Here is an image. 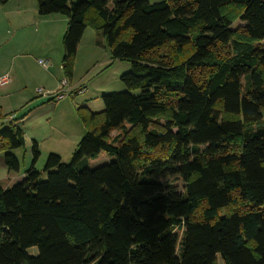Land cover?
<instances>
[{"label": "trees", "instance_id": "16d2710c", "mask_svg": "<svg viewBox=\"0 0 264 264\" xmlns=\"http://www.w3.org/2000/svg\"><path fill=\"white\" fill-rule=\"evenodd\" d=\"M36 6L67 20V81L86 29L130 70L102 111H79L69 163L49 153L0 185V264H264V0ZM23 117L0 129L8 172Z\"/></svg>", "mask_w": 264, "mask_h": 264}, {"label": "rangeland", "instance_id": "374dc122", "mask_svg": "<svg viewBox=\"0 0 264 264\" xmlns=\"http://www.w3.org/2000/svg\"><path fill=\"white\" fill-rule=\"evenodd\" d=\"M160 1V0H156ZM28 5L36 3V0H27ZM6 9V8H4ZM15 16L13 13L11 17ZM48 17V16H46ZM54 21L55 26L52 27L51 35L48 36L43 32L38 33L36 36L32 29L29 31L26 36L29 41L30 50V59L34 61L28 63L27 73L21 74L18 72V82L10 83L12 80L11 73L7 75L10 79V84L8 83L3 88L7 87V91L2 90L0 92V100L6 104L4 110H11L17 104V96L19 90L22 88L18 87L21 85V81H29V86L25 88V94L31 97H37L33 101L38 102L42 98L47 97L45 91L42 94L36 92L37 88L44 87L47 84L48 78L50 83H54L55 75H59L60 80L65 79L63 77V72L61 69V60H62V36L66 28V18L62 15H52L51 18ZM15 31L11 29L10 35ZM91 29H88L86 35L82 41V48L80 50L79 58L74 60V65H77L76 72L73 76V84L68 82V87L71 89V93L66 94L64 100L59 104L51 100L52 104L62 105L65 103V106H58L60 110H51L50 114L46 116L44 121L41 117L37 116L29 118L26 121V126L20 124V127L23 132L25 131V145L24 148L13 150L10 154L18 161L19 168L17 172H7L6 166L3 163V154H0V185L6 184L7 186L13 185L18 182L24 175V172L27 171L31 166L34 170L41 172L44 168L46 158L49 153L58 155L62 162L69 163L71 155L76 148L77 143L84 136L85 129L83 124L79 121V111L86 112V108H82V103H88V110L91 112H100L104 108L102 96L125 91L124 84L120 81L121 74L130 70V64L127 62L113 61L110 59V52L107 48L102 47L100 50H92V45L95 38L102 40V37ZM82 53V55H81ZM49 56L46 59L44 56ZM38 59L48 60L49 67L45 70L43 67L39 66L37 63ZM96 64V66H95ZM47 73H52V76H47ZM50 75V74H49ZM27 77V78H25ZM37 83V87L36 84ZM81 86L83 89H81ZM45 88V87H44ZM89 88L88 97L82 96L85 90ZM81 90V92H79ZM36 92V93H35ZM4 93V95H3ZM85 94V96H86ZM9 95V99L5 96ZM44 95V96H42ZM80 95V96H79ZM26 96V97H27ZM77 96V97H76ZM13 101L10 104H7L8 101ZM86 100V101H84ZM97 100V101H95ZM43 101V99H42ZM23 104V103H22ZM25 110V111H22ZM22 111L19 117L23 116L28 109L22 107L17 112ZM12 113V112H10ZM44 109L40 110V114L43 115ZM9 112H4L0 110V129L5 127L9 120L4 121L5 116ZM24 118V117H23ZM19 119V118H18ZM19 121V120H17ZM42 123L47 126L45 130H40L38 138L46 139L40 145L38 152V158L33 165V153L32 146L33 142L30 137H27L26 131L32 126V122ZM117 134V131H114L112 135ZM35 136V135H34ZM2 155V156H1ZM111 158L107 155L101 156L97 159L86 160L84 166L88 168H96L97 166L109 163Z\"/></svg>", "mask_w": 264, "mask_h": 264}, {"label": "crops", "instance_id": "0c3cea01", "mask_svg": "<svg viewBox=\"0 0 264 264\" xmlns=\"http://www.w3.org/2000/svg\"><path fill=\"white\" fill-rule=\"evenodd\" d=\"M6 8V9H4ZM14 14L15 16L11 17V14ZM52 16V15H51ZM51 16L48 17H42L37 14V6L36 3H32L31 5H28L27 0H8L7 2L0 4V78L5 77L9 75L8 73H11L12 80L10 83L13 82H18V72L21 74L22 78V73H27V67L28 63L32 62L34 64V61L30 59V50L29 49V41L27 39V35L29 31L33 27V33L38 36V33H44L47 34L48 36L51 35V31H53V28L55 26L54 21H52ZM67 22V20H66ZM66 26V25H65ZM11 29L14 30L15 32L10 35ZM88 29H86L83 33V36L81 38L77 53H76V59L79 58L80 55V50L82 48V41L86 35V32ZM96 34V33H94ZM97 36V34H96ZM102 40H99L98 37L97 39L95 38L93 45H92V50H100ZM103 48V47H102ZM82 55V53H81ZM46 58V55L44 56ZM49 56H47L46 59H48ZM40 60V59H38ZM48 61V60H46ZM49 62V61H48ZM40 66V65H39ZM76 64L73 67V73L71 79L68 81L69 84H73V76L74 72H76ZM96 66V64H95ZM47 70V69H46ZM50 74V75H49ZM47 76H52V73H47ZM10 77V76H9ZM54 83L49 82V78L47 81V84H45L44 87H40L43 91H45V94L47 97L42 98L38 102L33 101L37 97H29L25 94V88L29 86V81L24 80L21 81V85L18 87L22 88V90L18 92L17 96V104L15 107H13L11 110H4L6 104L0 100V110L4 112H12L14 116L12 119H17L20 118L18 115L22 113V110L20 112H17L19 109L22 107H25V109H28L25 113V117L20 119L19 121H16L14 124L16 126H19L20 124H24L26 126V121L29 118H33L35 116L41 117L44 121L46 120V116H48L51 112V110H57V108L60 110L58 106H65V103L62 105H58L60 102L63 100L57 102L58 104H52L51 100V95L56 93L60 89V83L61 80L59 78V75H55ZM27 78V77H25ZM11 79V78H10ZM8 82V83H9ZM7 83V84H8ZM9 83V84H10ZM35 87H37V83ZM6 84V85H7ZM5 86V85H4ZM4 86H1L2 88ZM0 87V88H1ZM70 88V87H69ZM39 89V88H37ZM36 89V90H37ZM71 89V88H70ZM4 90L7 91V87L5 89H0V92ZM89 88L85 90V92L82 94V96L88 97L89 95L86 94L88 92ZM36 93V92H35ZM86 94V96H85ZM4 95V93H3ZM27 96V97H26ZM44 96V95H42ZM80 96V95H79ZM7 99H9V95L5 96ZM77 97V96H76ZM86 101V100H84ZM97 101V100H95ZM13 101H8L7 104L12 103ZM23 103V104H22ZM88 103H82V107L87 108L89 106ZM44 109L43 115L40 114V110ZM88 109V108H87ZM61 111V110H60ZM90 111V110H89ZM22 117V116H21ZM11 117H6L4 121L9 120ZM32 126L29 128L27 133V137H30L29 139L32 140V142H35L37 145V149H39L40 145L43 143L44 140L46 139H40L38 138L39 131L40 130H45L47 126L42 123H35L34 121L31 124ZM24 133V138H25V131ZM35 135V136H34ZM2 156V155H1ZM3 160V159H2ZM8 172V171H7ZM25 173V172H24ZM25 175V174H24ZM24 175L21 179L18 180L21 181L24 178ZM3 187H7L6 184L3 185Z\"/></svg>", "mask_w": 264, "mask_h": 264}, {"label": "built area", "instance_id": "2783aa9c", "mask_svg": "<svg viewBox=\"0 0 264 264\" xmlns=\"http://www.w3.org/2000/svg\"><path fill=\"white\" fill-rule=\"evenodd\" d=\"M37 63L41 67H43L45 70L49 67V62L46 60H38ZM9 81H10V78L8 76L0 78V87L6 85ZM60 86H61L60 89L56 93L51 95V100L54 102H59V101L63 100L65 98L66 94L71 93V90L68 87V81L66 79L61 80ZM36 92L38 94H42L43 90L39 88L36 90ZM79 92H81V90Z\"/></svg>", "mask_w": 264, "mask_h": 264}]
</instances>
